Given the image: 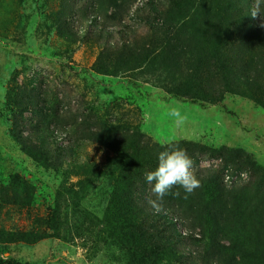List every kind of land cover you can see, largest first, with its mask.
Returning a JSON list of instances; mask_svg holds the SVG:
<instances>
[{
	"label": "rangeland",
	"instance_id": "374dc122",
	"mask_svg": "<svg viewBox=\"0 0 264 264\" xmlns=\"http://www.w3.org/2000/svg\"><path fill=\"white\" fill-rule=\"evenodd\" d=\"M172 1L0 0V257L37 264L264 258V108L256 101H264V28L244 15L251 0H217L205 24L216 31L198 42L200 52L212 46L217 55L199 66L178 43L182 65L171 76L142 58L151 7L169 18L165 27L152 22L162 39L179 13ZM174 148L193 159L201 181L184 198V220L202 194L201 201L227 204L238 237L199 239L204 227L193 213L184 229L176 225L178 240L155 218L145 173L158 152ZM130 202L146 232L137 237L145 258L134 261L124 241ZM170 208L183 212L171 193L161 212L168 219Z\"/></svg>",
	"mask_w": 264,
	"mask_h": 264
},
{
	"label": "trees",
	"instance_id": "16d2710c",
	"mask_svg": "<svg viewBox=\"0 0 264 264\" xmlns=\"http://www.w3.org/2000/svg\"><path fill=\"white\" fill-rule=\"evenodd\" d=\"M217 0H177L176 2L172 1L174 5L177 7V12L174 14V19L173 23V29H167L165 28L164 30V38L160 39L158 36V29L156 26H154V21H160L163 23L162 25H166L167 17L166 14H159L156 8L151 7V14L148 16L149 21H146V25L149 28L151 32V40L149 44V48L145 51L143 58H142V63H144V66H148L151 68H160L163 67L165 72L168 71V73L172 76L174 72L176 71V67H181L180 63L178 62V59H175V50L177 49V44L179 43L180 45H183V47L188 49V57H195V62L198 63L199 66L203 65L206 60V56L210 55H217L216 51L213 49L212 46H204L201 49V52L198 50V42L200 35L205 41L206 39H211V32L216 31V30H210L205 26L212 18L214 17L213 10L215 8ZM250 2V1H249ZM248 2V3H249ZM241 5L244 4V0H240ZM247 3V4H248ZM251 4V3H250ZM247 5V12L244 13V15H249L250 8L251 6ZM159 18V19H157ZM211 18V19H210ZM101 29V28H100ZM91 28H89L85 36L82 37L85 38L90 32ZM97 31V30H95ZM98 32V38L102 37V30L97 31ZM108 32V31H106ZM187 40H186V39ZM164 43V44H163ZM186 49V50H187ZM182 52V48L180 50ZM204 60V62H202ZM193 62V63H195ZM167 63L168 65L171 66L168 70L165 67V64ZM195 63V64H196ZM194 64H189L190 71L188 74L197 73V69L195 68L192 70V66ZM173 66V67H172ZM222 66L225 68V65L222 64ZM184 72V71H183ZM101 74V73H100ZM191 76V75H190ZM188 81L190 77L188 78ZM257 103L261 105V107L264 108V101L261 97L258 96L256 99ZM34 160L37 158L33 157ZM124 183V182H123ZM136 197V196H135ZM173 198L176 199V202L178 201L179 208L178 210L183 211V208L181 205L184 204V198L183 196H173ZM202 197V194H199L195 197L196 205L194 206V210L191 208L192 205L189 206V213L186 215V220L189 218V214L195 215V221L199 224L200 227H204L202 229V233L199 239L202 240H207L210 241L211 244L215 240L219 239L218 236H221L223 239H231L233 236L238 237L234 231H231L230 227L231 225L236 226L232 222V214H228V210L230 209L227 204L223 205H218L214 201H201L199 198ZM203 198V197H202ZM175 202V201H174ZM222 203L221 201H219ZM134 204L131 202L126 204L124 208H127L128 212H125L121 210L122 212H125L124 214L129 216V220L124 222V225L126 226L125 228V236H124V241L128 245H126V254L128 252L130 253V259L133 258L138 260V259H143L145 258L146 254H142L143 249L140 244H137V237H140L141 235H145L146 232L142 231V223L141 221L137 220V217H133L134 215L131 214L130 208L133 207ZM174 208L173 206H171ZM172 208H170L172 210ZM165 211V209H164ZM177 216L175 215L174 210H172V217L167 218V214L164 213H159L155 214V218L160 217L163 218L170 227H172V233L175 235V237L179 240L180 237L184 236V234H181L180 231H177L175 229L176 225L181 224L182 229H184V225L186 224V220H184V211L183 212H176ZM189 221V219H188ZM239 226V223L238 225ZM236 226V229L238 228ZM132 227V229H131ZM206 232V233H205ZM192 233L187 232L185 235L187 237H190L192 239L193 235ZM195 236V235H194ZM181 240V239H180ZM172 241V238L170 239ZM175 243V242H174ZM130 245V246H129ZM132 246V247H131ZM140 248V249H139ZM221 252V250L219 249ZM257 264H262L264 263V258L258 259ZM0 264H37V263H22L18 262L12 258L9 257H0Z\"/></svg>",
	"mask_w": 264,
	"mask_h": 264
},
{
	"label": "clouds",
	"instance_id": "9594fccd",
	"mask_svg": "<svg viewBox=\"0 0 264 264\" xmlns=\"http://www.w3.org/2000/svg\"><path fill=\"white\" fill-rule=\"evenodd\" d=\"M249 16L259 17V27L264 28V0H251ZM178 116V113H174ZM182 118L177 123H182ZM194 161L188 153L181 148L164 150L157 153V165L154 170L145 173V181L151 185V196L147 198L148 205L155 214L163 211V199L166 195L180 196V192H172L173 188L183 189L184 197L187 199L197 188L201 181L193 172ZM152 197H155L153 199Z\"/></svg>",
	"mask_w": 264,
	"mask_h": 264
}]
</instances>
